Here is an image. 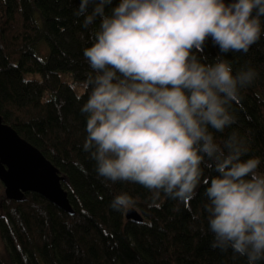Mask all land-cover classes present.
<instances>
[{"label": "clouds", "instance_id": "1", "mask_svg": "<svg viewBox=\"0 0 264 264\" xmlns=\"http://www.w3.org/2000/svg\"><path fill=\"white\" fill-rule=\"evenodd\" d=\"M80 0L77 16L88 27L97 18L94 43L83 50L95 75L81 111L87 114L84 150L98 175L127 181L190 202L203 179L211 247L264 261V173L260 158L233 135L217 144L209 127L223 132L235 122L229 111L257 73L233 74L218 55H196L207 40L221 53L244 52L264 31V0ZM91 6V10L90 7ZM132 203L127 193L114 209Z\"/></svg>", "mask_w": 264, "mask_h": 264}, {"label": "trees", "instance_id": "2", "mask_svg": "<svg viewBox=\"0 0 264 264\" xmlns=\"http://www.w3.org/2000/svg\"><path fill=\"white\" fill-rule=\"evenodd\" d=\"M119 2L113 0L106 12ZM79 5L0 0V115L60 170L76 212L70 215L36 193L23 202L1 197L0 264H248L231 248L211 247L203 183L216 175L211 162L202 165L204 177L188 203L98 175L84 150L87 114L81 108L91 91L89 74L95 75L83 50L94 43L100 19L84 27V16L75 14ZM196 55L204 63L218 55L229 60L233 74L255 69V79L229 108L235 122L223 132L209 131L221 147L235 135L248 150L242 159L259 157L258 172L264 173V31L247 53H221L209 38ZM122 193L132 203L114 209L113 198ZM129 207L142 222L127 219Z\"/></svg>", "mask_w": 264, "mask_h": 264}, {"label": "water", "instance_id": "3", "mask_svg": "<svg viewBox=\"0 0 264 264\" xmlns=\"http://www.w3.org/2000/svg\"><path fill=\"white\" fill-rule=\"evenodd\" d=\"M0 181L4 186V200L23 202L27 193H36L52 204L75 215L61 175L50 160L35 146L23 139L4 122L0 115ZM127 219L142 222L137 209L129 207Z\"/></svg>", "mask_w": 264, "mask_h": 264}, {"label": "rangeland", "instance_id": "4", "mask_svg": "<svg viewBox=\"0 0 264 264\" xmlns=\"http://www.w3.org/2000/svg\"><path fill=\"white\" fill-rule=\"evenodd\" d=\"M3 196H4V186H3V184L0 181V198L3 197ZM2 252H3V241H2V239L0 237V253H2Z\"/></svg>", "mask_w": 264, "mask_h": 264}]
</instances>
